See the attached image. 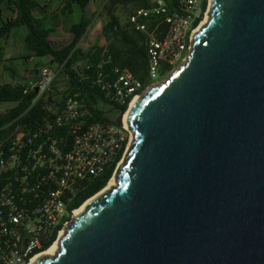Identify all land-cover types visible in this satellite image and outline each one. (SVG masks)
Returning <instances> with one entry per match:
<instances>
[{
  "label": "water",
  "instance_id": "95a60500",
  "mask_svg": "<svg viewBox=\"0 0 264 264\" xmlns=\"http://www.w3.org/2000/svg\"><path fill=\"white\" fill-rule=\"evenodd\" d=\"M212 1L187 62L129 108L117 188L34 264H264V0Z\"/></svg>",
  "mask_w": 264,
  "mask_h": 264
},
{
  "label": "built area",
  "instance_id": "2783aa9c",
  "mask_svg": "<svg viewBox=\"0 0 264 264\" xmlns=\"http://www.w3.org/2000/svg\"><path fill=\"white\" fill-rule=\"evenodd\" d=\"M211 3L148 0V7L133 11L129 22L147 37L151 85L123 70L104 87L105 96L121 107L127 105V114L135 99L186 63ZM158 18L161 21L151 28L149 23ZM160 23L167 25L165 32L160 31ZM60 70L58 63L49 62L37 77L21 83L27 86L25 93L34 91L41 99ZM44 106L49 116L34 128L18 119L3 126L8 132L0 140V176L8 180L0 189V264H33L59 243L91 198L79 208L74 206L113 167L114 178L133 139L124 116L122 127L94 121L91 111L71 93L56 113Z\"/></svg>",
  "mask_w": 264,
  "mask_h": 264
},
{
  "label": "trees",
  "instance_id": "16d2710c",
  "mask_svg": "<svg viewBox=\"0 0 264 264\" xmlns=\"http://www.w3.org/2000/svg\"><path fill=\"white\" fill-rule=\"evenodd\" d=\"M40 1L43 0H0V38L8 37L17 28H26L25 44L29 53L35 58L50 59L61 66L59 74L67 85L65 95H76L91 111L92 120L114 123L106 117L107 109L126 111L128 108L127 105L121 107L115 104L105 96L107 89L104 87L116 81L117 73L128 70L146 86L151 85L148 78L150 56L147 37L129 22L133 11L148 7V0H105L100 13L96 14L107 17L99 36L104 39V45H100L99 41L93 43L88 37L95 18H86V11L97 0H61L63 19L57 13H51L48 6H41ZM3 4L7 5V10L15 17L4 18ZM74 9L79 12V17L70 28L72 41L56 48L51 35L64 19H72ZM120 10L127 13L124 22L118 15ZM159 21V18L153 19L149 23L150 27L154 28ZM159 27L163 32L167 29L163 23ZM166 71V68L162 69L164 76ZM26 91L27 86L21 83L0 85V103L12 105L9 110L0 113V140L8 132L3 130V126L10 121L18 119V123L34 128L49 116L42 99L33 105L38 95L34 91L26 94ZM114 170L115 167L92 185L74 207L79 208L86 200L102 191ZM7 180V176H0V189Z\"/></svg>",
  "mask_w": 264,
  "mask_h": 264
},
{
  "label": "crops",
  "instance_id": "0c3cea01",
  "mask_svg": "<svg viewBox=\"0 0 264 264\" xmlns=\"http://www.w3.org/2000/svg\"><path fill=\"white\" fill-rule=\"evenodd\" d=\"M95 3H92L88 7V9L86 11V16H85L86 18H89V19L92 18V16L88 15V10ZM40 5L46 6V7L48 6V9L50 10L51 13H57V14L61 15L62 19L64 18V16H62L63 8L61 6V0H43V1H40ZM2 9L4 10V18L5 19H11L12 16H14L7 10L6 4L2 5ZM77 17H79V12H77L74 9L73 10V17H72L73 20L72 19L71 20L70 19H68V20L64 19L65 21L62 22V25L55 29V32L51 35V41L55 45L56 48H60L62 46L68 45L72 41L73 36L70 33V28L72 26V22L77 20ZM74 18H76V19H74ZM17 29H19V28H17ZM12 33L8 37L0 38V82L5 81V82H7V84H16L18 81H20L19 83H24L21 80H23L26 77V75L27 76L30 75L32 77H37L39 74V72H38L39 69L42 68L43 66L47 65L51 61H50V59H42V58L33 57L29 53V51L26 47V44H25L26 52L20 51V53H14L11 51V52H9V54H7L6 51H8L10 49L22 47L21 44L10 42V37H11ZM26 34H27V32L21 34V37L24 38V43H25ZM62 36H66V38H62ZM88 37L91 40V42H93V43L96 41H99L100 45L105 44L104 39L102 37L101 38L100 37L95 38L93 40L89 31H88ZM3 44H5L6 46H2ZM19 77H20V79H19ZM26 81H27V79H26ZM62 102H63V99H61L60 102H57L56 107H54V109H52V110L54 112H57L59 110ZM3 105H7L9 108L12 107L11 104H3ZM0 110L4 111L6 109L2 108Z\"/></svg>",
  "mask_w": 264,
  "mask_h": 264
},
{
  "label": "rangeland",
  "instance_id": "374dc122",
  "mask_svg": "<svg viewBox=\"0 0 264 264\" xmlns=\"http://www.w3.org/2000/svg\"><path fill=\"white\" fill-rule=\"evenodd\" d=\"M105 3V0H98L95 4H93L89 10H88V15L92 16L93 22H92V27L90 28L89 32L90 35L92 36L93 40L95 38H99L100 36V32L102 30L103 25L105 24L107 17L106 15H98L96 16V14L100 13L101 9L103 8V5ZM118 15L120 16L121 20L124 22L126 21V16L127 13H125L123 10H120L118 12ZM96 16V17H95ZM76 19V18H74ZM27 30L24 27H21L19 29H16L13 31L11 37H10V42L11 43H18L21 44L22 47L19 48H14V49H10L8 51H6L7 54H9V52H14V53H20V51L26 52V48H25V43H24V38L21 37L22 33H26ZM55 38V37H54ZM62 38H66V36H62ZM2 46H6L5 44H3ZM5 53V54H6ZM22 74V73H21ZM30 77V75H26V77L21 80L22 82L25 83L26 79H28ZM20 79V77H19ZM20 81H18L17 83H19ZM7 84V82L5 81H1L0 85H5ZM66 83L65 80L62 78L61 74H58L53 85L50 87V89L46 92L45 95H43V97L41 98L42 101L45 103V105L47 107L50 108V110L52 112H54L52 109H54V107H56V103L60 102L61 99L64 98L65 96V90H66ZM40 99V96H38L36 98V100L33 102V105ZM10 109L7 105H3L0 103V109ZM5 111V110H4ZM108 112H106V117L113 120L114 123L116 124V119L120 116L121 112L119 110H110L107 109ZM56 113V112H54Z\"/></svg>",
  "mask_w": 264,
  "mask_h": 264
},
{
  "label": "bare ground",
  "instance_id": "6f19581e",
  "mask_svg": "<svg viewBox=\"0 0 264 264\" xmlns=\"http://www.w3.org/2000/svg\"><path fill=\"white\" fill-rule=\"evenodd\" d=\"M211 4H214V2L212 1V3ZM210 11H211V7H210ZM210 11H209V13H210ZM209 23V19L207 18V20H206V22L203 24V26H205V24L207 25ZM161 83H158V84H155L156 86H158V85H160ZM138 99V98H137ZM137 99H135L134 100V102L137 100ZM134 103H132V105H133ZM124 121L126 122V123H128V113L127 114H125L124 115ZM128 125V124H127ZM135 141V135L133 136V139H132V142H131V145L133 144V142ZM131 147V146H130ZM117 186H118V180L114 177V178H112L111 180H110V182H109V184H108V186L106 187V189L104 190V191H102V193H100V194H104V193H106V192H108L109 190H112V189H115V188H117ZM89 202H91V201H88L87 203H86V205L87 204H89ZM86 205H84L80 210H78V213L77 214H79V213H81L83 210H84V208H85V206ZM60 246H59V243H56L54 246H52L44 255H42L41 257H55V256H57L58 255V253L60 252ZM39 259V258H38ZM38 259H36L35 261H34V263L38 260ZM33 263V264H34Z\"/></svg>",
  "mask_w": 264,
  "mask_h": 264
}]
</instances>
